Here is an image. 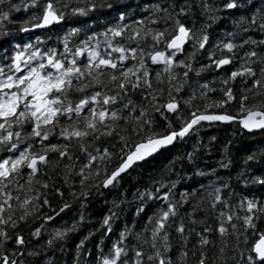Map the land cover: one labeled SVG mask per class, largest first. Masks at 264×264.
Returning a JSON list of instances; mask_svg holds the SVG:
<instances>
[{"label": "snow or ice", "instance_id": "obj_1", "mask_svg": "<svg viewBox=\"0 0 264 264\" xmlns=\"http://www.w3.org/2000/svg\"><path fill=\"white\" fill-rule=\"evenodd\" d=\"M247 3L251 4L252 0H247ZM196 6L201 8L202 15L207 13L209 19L215 20L216 12L245 5L243 0H221L219 5L200 0ZM23 7L35 10L19 28L21 32H27L60 23L65 18L69 4L66 0L63 3L61 0H28ZM169 7L173 11L170 12ZM97 8L110 9L112 4L107 0H99V3L97 0H81L80 4L71 7V12L86 16ZM191 8L192 5L187 2L178 11L174 4L158 5L150 10L145 9L149 15L131 19L127 23L124 22L125 13L120 12L113 25L103 32L85 33V38L73 47H69V38L79 36L82 29L71 28L61 41L63 51L55 47L42 50L32 43H26L23 46L15 45L10 56H3L9 62L0 65V153L4 154L0 155V249L9 240L17 246H23V237L18 232L10 236L7 229L17 228L19 222H26L29 216L49 204L47 196L36 187H49L47 182L36 179L37 173L41 171L38 165L47 166L53 159L57 164L67 160L70 163H63L67 179L76 167L75 161H79L76 173L80 177L79 195L86 196L83 189L88 186L87 181H93L97 188L115 186L121 174L141 162H147L160 149L183 140L205 125L238 119L242 128L249 132L264 130V55L258 54L255 49L245 51L239 68L231 71L228 79L222 81L227 85L229 80L240 77L246 87L239 97L233 95L231 87H227L221 89V98L211 100L207 92L214 90L204 84L200 86L199 98L193 92L183 101L187 114L182 115L179 101L172 93L181 91L187 82L188 72L193 71L188 61L195 56L197 49H205L209 40L206 31L186 27L179 18L190 13ZM12 11H19L17 4L11 0H0V21H7ZM257 11L259 16H242L234 23L243 32L256 27L264 32V9ZM234 35L233 32L227 33L228 37ZM189 41L193 51L187 59H175ZM41 43L37 36L36 44ZM248 44L264 45V40L246 39L241 44L232 40L219 41L212 47L219 50L220 55L213 59L215 53L208 50L211 64L202 65L194 71L199 75L212 65L216 68L229 65L235 59L233 50ZM149 61L152 65H163L162 72H155L156 87ZM177 68L187 71L178 73ZM162 73L167 74L165 79H161ZM165 82L168 100L159 104L157 100L164 92L162 85ZM134 94L141 98L140 103L132 99ZM234 100L239 105V117L226 109ZM154 112H159L166 121L164 131L153 130ZM165 112L175 113L180 122L178 128L172 126ZM50 153L55 156L50 157ZM186 155L191 161L192 154ZM254 158V155H249L247 160ZM220 167L227 168L228 162L221 161ZM211 174H215V169ZM197 175L207 174L198 172ZM257 182L264 184L261 179H257ZM153 183L157 185L155 192L145 190L139 193V198L142 201L145 197L161 201V204L147 216L140 230L126 226L106 253L97 246L99 254L94 258V264H187L189 252L185 248L189 235L195 229L189 228L186 233L183 217L177 220V207L178 203H186L189 195L195 197L196 190L182 193L181 201L175 202L170 197L175 182L165 183L161 179ZM227 187V183L219 187L215 186V182L207 186L202 184L201 188L207 193L206 206L213 210L217 204L228 208V201L221 195L222 188ZM161 189L164 191L161 192ZM55 191L63 196L59 189ZM70 195L75 198L77 194ZM41 196L44 198L41 199ZM200 199L205 200L203 194ZM68 207L65 203L60 211ZM239 208L246 210V214L236 216V219L242 220L244 231L251 229L255 237L251 243L245 237L248 254L245 257L241 252L240 258L246 260V264H264V231L258 230L255 223L256 219L264 215V201L245 197L240 201ZM143 211V207L137 208L138 215ZM234 216V211L227 214L223 210L219 212L218 232L221 236L227 233L226 224L235 232L236 225L231 223ZM52 219L51 216L45 217V220ZM111 219L112 216H105L102 222L107 232L112 230ZM74 230L75 225L65 229L57 228L53 232V239L63 240L67 232ZM173 231L181 242L175 259L171 255ZM210 231V227L203 228L204 233ZM31 235L39 236L40 228H36ZM196 235L198 240L191 254L197 257L195 264H206L207 257L203 249L210 241L199 232ZM47 243L51 244L52 239ZM83 244L84 240H81L80 245ZM197 246L200 249L198 256L195 250ZM220 251L223 252L224 248ZM29 255L38 253L32 252ZM0 264L18 262L0 252Z\"/></svg>", "mask_w": 264, "mask_h": 264}, {"label": "trees", "instance_id": "obj_2", "mask_svg": "<svg viewBox=\"0 0 264 264\" xmlns=\"http://www.w3.org/2000/svg\"><path fill=\"white\" fill-rule=\"evenodd\" d=\"M11 2L18 5L19 11L10 12L7 21H0V65L9 62L5 61L3 56H10L17 44L23 46V44L32 43L41 47L42 50L47 47H55L58 51H63L61 41L71 28H79L82 31L79 36L69 38V47L78 45L79 41L85 38V33L103 32L116 22L120 12L125 13L126 20L124 22L127 23L131 19L149 15L145 9L150 10L154 6L174 4L175 10L178 11L180 6L186 2L191 4V12L179 18L186 27L206 31L209 40L205 49H197L195 56L188 61L193 71L188 72L187 82L183 84L181 91L172 93L179 101L182 115L187 114L183 101L188 99L193 92L199 98L200 86L204 84L214 90L207 92V96L211 100L221 98V89L227 87H231L233 95L239 97L246 87L241 83L240 77L229 80L227 85L222 81L228 79L231 71L239 68L241 57L245 51L255 49L258 54L264 55V45L248 44L243 48L233 50L235 59L229 65L220 68L212 65L201 71L199 75L194 71L200 69L202 65L211 64L207 55L208 50L215 53L213 59L220 55L219 50L212 47L219 41L232 40L234 43L241 44L246 39L264 40V32L258 27L243 32L234 23L242 16L250 17L253 14L259 16L260 13L257 10L264 9V0H252L251 4L247 3V0H243L244 7L222 9L215 13L217 17L215 20L209 19L207 13L201 14V8L196 6L200 0H107L112 4V8H97L86 16L71 12V7L80 4L81 0H66L69 9L65 11V18L60 23H54L47 29L28 34L21 32L19 28L35 10L31 7L27 9L23 7L28 0H11ZM63 2L65 0H61V3ZM207 2L219 5L221 0H207ZM169 11L171 12L173 9L169 7ZM229 32H233L235 35L228 37L227 33ZM37 36L40 37L41 44H36ZM192 51V43L189 41L184 46V51L178 53L175 59L186 60ZM225 54L227 53L225 52ZM148 63L154 87H156L155 72H162L163 65H152L150 61ZM253 67L256 68L257 65H253ZM176 71L180 73L187 69L177 68ZM166 75V73H162L161 79H165ZM162 87L164 92L158 97L157 103L159 104L166 103L168 100L167 82ZM132 99L137 103L141 102L138 95H132ZM226 109L230 114L238 117L241 115L238 112L239 105L235 100L227 105ZM161 111L164 110L161 109ZM165 115L174 128L179 127L180 122L176 119L175 113L165 112ZM152 116L155 121L153 130L164 131L166 121L160 116V113L154 112ZM50 139L52 138L50 137ZM226 145L227 149H225ZM188 153L192 154L191 161L187 158L186 154ZM0 155L4 154L0 153ZM249 155H254L255 158L247 160ZM49 156L54 157L55 154L50 153ZM221 161H227L228 167H220ZM63 163L70 162L64 160L61 164H57L53 159L47 166L38 165L41 171L37 173L36 179L47 182L49 187L47 189L40 188L39 185L36 187L47 196L49 204L42 206L38 212L29 216L26 222H19L17 228L7 229L10 236L14 232H18L24 239V245L17 246L12 240H9L4 248L0 249V252L9 255L10 258H15L18 264H94V258L99 254L97 246L106 253L111 244L118 240L120 232L126 226L134 228V230H140L143 227L147 216L153 213L161 201L148 200L146 197L142 201L139 198V193H143L145 190L155 192L157 185L153 181L161 179L165 183L175 182V188L170 194L171 199L175 202L181 201L182 193H192L193 190H196L195 197L189 195L187 202L178 203L177 207V220L183 217L186 233L189 228L195 229L189 235L185 248L189 252L187 264H195L197 259L191 254L198 240L197 232L207 236L210 241V244L203 249L207 257L206 264H237V262L246 264V260L242 261L240 258L241 252L245 254V257L248 254L245 237H248L249 243L255 237L251 229L248 232L244 231L242 220L236 219V216L242 217L246 214V210L239 208V203L243 198L264 201V184L257 182V179L264 180V130L249 133L242 128L239 122L205 125L183 140H177L172 146L162 149L147 162H141L131 168L118 178L119 182L115 186L97 188L93 181H87L86 185L88 186L83 189L87 193L86 196L79 195L81 192L80 177L76 173L80 162L75 161L76 167L73 168L67 179H65ZM213 169H215V174H211ZM198 172H204L207 175H197ZM211 182H215V186L218 187L227 183L228 187L222 188L221 195L228 201V208H222L217 204L213 210L206 206L207 193L204 192L201 185L207 186ZM56 189L63 193L62 197L56 193ZM163 191L164 189H161V192ZM70 193L77 195L74 198ZM201 194L205 197L203 201L200 199ZM43 198L41 196V199ZM65 203L69 207L61 212L60 208ZM138 207L144 208V211L139 215L137 214ZM222 210L226 214L235 212L231 223L236 225L234 232L231 226L226 224L228 230L224 236L218 232L219 212ZM46 216H51L53 219L45 220ZM81 216H83V220H81ZM105 216H112L110 220L111 232H107L102 226ZM255 223L258 230L264 231V215L256 219ZM73 225H75V230L67 232L63 240L53 239L55 229H65ZM205 226L210 227L211 231L204 233ZM36 228H40V235L34 237L31 233ZM50 239H52V243L48 244ZM81 240H84L82 246L80 245ZM172 244L171 255L175 259L181 242L174 231L172 232ZM222 247L224 248L223 252L220 251ZM195 250L198 256L199 247L197 246ZM17 252L22 255H13ZM32 252H36L38 255H29Z\"/></svg>", "mask_w": 264, "mask_h": 264}, {"label": "water", "instance_id": "obj_3", "mask_svg": "<svg viewBox=\"0 0 264 264\" xmlns=\"http://www.w3.org/2000/svg\"><path fill=\"white\" fill-rule=\"evenodd\" d=\"M48 27H49V26H48ZM48 27H46V28H44V29H47ZM44 29H30L29 31L24 32V33H25V34H28V33L36 32V31H41V30H44ZM185 45H186V44H185ZM185 45H184V46H185ZM224 66H227V65H224ZM224 66H222V67H224ZM233 122H239V120L237 119L236 121H233ZM233 122H228V123H233ZM244 130L247 131V132H249V131L246 130V129H244ZM257 131H260V130H253V131H251V132H249V133L257 132ZM174 143H175V142H174ZM174 143H173V144H174ZM173 144H172V145H173ZM172 145H170V146H172ZM170 146H167L166 148H168V147H170ZM166 148H162V149H166ZM162 149H160L159 152H160ZM159 152H158V153H159ZM158 153L154 154V156L157 155ZM150 158H152V157H150ZM150 158H149V159H150ZM130 169H131V168H130ZM130 169H129V170H130ZM129 170H128V171H129ZM128 171H127V172H128ZM127 172H126V173H127ZM124 174H125V173H124ZM122 175H123V174H121V176H122Z\"/></svg>", "mask_w": 264, "mask_h": 264}]
</instances>
